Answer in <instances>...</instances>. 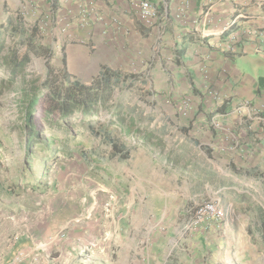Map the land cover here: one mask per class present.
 I'll return each mask as SVG.
<instances>
[{
  "label": "crops",
  "instance_id": "crops-1",
  "mask_svg": "<svg viewBox=\"0 0 264 264\" xmlns=\"http://www.w3.org/2000/svg\"><path fill=\"white\" fill-rule=\"evenodd\" d=\"M0 1L22 13L31 4ZM37 1L53 20L43 34L54 53L65 54L67 66L70 55L91 60L88 78L68 69L72 77L89 81L102 66L135 74L116 89L135 88L126 101L138 102L136 112L164 143L94 147L101 175L86 176L97 184L93 218L67 225L86 200L76 192L65 200L74 212L1 222L0 264H168L155 236L191 196L219 197L221 206L227 196L264 213V0H150L159 9L153 25L140 18V0ZM22 251L28 256L18 260Z\"/></svg>",
  "mask_w": 264,
  "mask_h": 264
},
{
  "label": "rangeland",
  "instance_id": "rangeland-1",
  "mask_svg": "<svg viewBox=\"0 0 264 264\" xmlns=\"http://www.w3.org/2000/svg\"><path fill=\"white\" fill-rule=\"evenodd\" d=\"M30 1V7L20 14L28 27L36 25L38 28V45L48 46L50 44L39 29L42 14L37 5L38 1ZM17 12L16 9H9L5 1L0 5V24L10 16L15 18ZM7 43H10V38ZM53 55L48 62L46 56L32 54L26 68L27 79L43 80L51 71L58 74L62 55ZM78 59V55H70L67 71L69 69L75 72L79 78H88L90 72H93L91 62H87L90 59ZM115 91V96L122 98L130 96L133 99L137 94L135 88L130 93L125 86ZM20 96L17 86L0 90V223L29 222L28 212H31L32 220L39 217L38 212H47L46 215L51 217L52 212H74L77 207L69 204L70 208H67L65 200L73 197L76 192L84 194L86 200L76 214H70L71 219L87 213L92 204L90 191L97 184L93 181L87 182L86 176L91 173L99 174L100 169H95L92 161L101 158L94 147H100L102 140L88 130H77L68 136L54 130L55 128L45 129L39 137L42 142L38 144L40 147L32 146L29 152L23 128L20 127ZM137 103L130 99L127 109ZM146 106L149 107L147 103ZM105 115L107 114L104 113L101 117ZM94 123L99 129L98 133L104 131L102 125ZM112 132L123 143H131L123 138L122 130ZM62 162L74 166L62 167ZM99 191L104 192L100 188ZM203 201V196H191L183 203L187 209L184 213L175 215L173 221L160 226V232L155 236L160 244L155 251L160 261L167 259L168 264H264V225L261 224L264 213L258 208H239L235 203L232 205L230 203H233V198L226 196L222 206V220L196 225L195 211ZM92 218L93 216L85 218L81 222Z\"/></svg>",
  "mask_w": 264,
  "mask_h": 264
},
{
  "label": "trees",
  "instance_id": "trees-1",
  "mask_svg": "<svg viewBox=\"0 0 264 264\" xmlns=\"http://www.w3.org/2000/svg\"><path fill=\"white\" fill-rule=\"evenodd\" d=\"M39 37L36 25L28 27L20 12L0 24V90L17 86L21 95L20 127L29 152L32 146L40 147L39 137L45 129L54 128L68 136L77 130H88L110 144L114 151L122 141L112 130H122L123 138L131 143L140 140L156 148L164 143L154 130H148L135 106L127 109L126 96H115V89L121 82L135 74L102 66L91 80H75L66 69L67 60L63 54L58 74L51 71L43 80H28L26 68L32 54L44 55L48 62L54 56L51 47L38 45ZM8 38L10 43H7ZM132 88L131 85L127 87ZM104 113L107 115L101 117ZM94 122L102 125L104 131L92 133L96 128ZM261 224L264 225V219Z\"/></svg>",
  "mask_w": 264,
  "mask_h": 264
},
{
  "label": "built area",
  "instance_id": "built-area-1",
  "mask_svg": "<svg viewBox=\"0 0 264 264\" xmlns=\"http://www.w3.org/2000/svg\"><path fill=\"white\" fill-rule=\"evenodd\" d=\"M138 10L140 18L148 25H153L155 21L159 17V9L155 6L150 0H140L138 3ZM25 13V11H24ZM53 24L52 17L50 15L42 16V20L39 23V29L42 33L46 31ZM248 103H244L237 107V111L240 115H243L245 108L248 107ZM261 119V116H258ZM114 198V196L112 197ZM106 210L109 211L112 208V204L110 202L105 203ZM93 213V208L89 209L87 213H83L78 215L77 217H73L69 221H67V225H72L78 222H81L85 218H90ZM109 213V212H108ZM224 218V209L221 206V200L219 197H213L203 201L198 205L195 211V224L202 225L205 223L219 221ZM97 245L96 241H91L89 244L90 248H95ZM28 256V253L22 251L19 253L17 259L20 260L23 257Z\"/></svg>",
  "mask_w": 264,
  "mask_h": 264
}]
</instances>
